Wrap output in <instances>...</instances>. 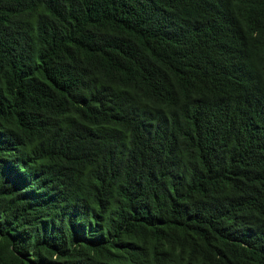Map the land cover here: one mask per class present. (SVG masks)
I'll list each match as a JSON object with an SVG mask.
<instances>
[{
  "label": "trees",
  "instance_id": "obj_1",
  "mask_svg": "<svg viewBox=\"0 0 264 264\" xmlns=\"http://www.w3.org/2000/svg\"><path fill=\"white\" fill-rule=\"evenodd\" d=\"M0 264H264V0H0Z\"/></svg>",
  "mask_w": 264,
  "mask_h": 264
}]
</instances>
